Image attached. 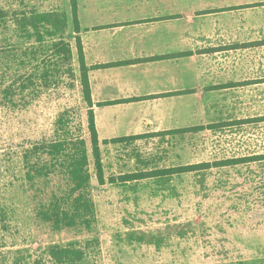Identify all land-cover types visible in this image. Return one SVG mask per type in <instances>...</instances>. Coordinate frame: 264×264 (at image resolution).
Instances as JSON below:
<instances>
[{
  "label": "rangeland",
  "instance_id": "1",
  "mask_svg": "<svg viewBox=\"0 0 264 264\" xmlns=\"http://www.w3.org/2000/svg\"><path fill=\"white\" fill-rule=\"evenodd\" d=\"M71 1L0 0V264H264V3L189 21L198 94L99 136L101 177Z\"/></svg>",
  "mask_w": 264,
  "mask_h": 264
},
{
  "label": "crops",
  "instance_id": "2",
  "mask_svg": "<svg viewBox=\"0 0 264 264\" xmlns=\"http://www.w3.org/2000/svg\"><path fill=\"white\" fill-rule=\"evenodd\" d=\"M98 134H137L160 112H184L189 21L264 0H76ZM193 23V22H192ZM188 31V32H187ZM194 73V72H193ZM188 78V77H187ZM192 90L191 92H186Z\"/></svg>",
  "mask_w": 264,
  "mask_h": 264
},
{
  "label": "trees",
  "instance_id": "3",
  "mask_svg": "<svg viewBox=\"0 0 264 264\" xmlns=\"http://www.w3.org/2000/svg\"><path fill=\"white\" fill-rule=\"evenodd\" d=\"M72 14H73V22L75 25V30L76 32L80 31V25H79V20H78V14H77V1L76 0H72ZM77 49H78V56H79V63H80V71H81V83L83 85V95H84V101L88 104L89 107V111H88V120H89V124L87 126L88 128V134H89V142L91 143V145L94 147L95 150V156H96V161H97V165H98V169L100 171V176H102V167H101V158L100 155L98 153L99 151V134H98V130H97V126H96V121H95V112L93 110V101H92V95H91V86H90V81H89V75L88 72L90 70V67L86 64V60H85V55H84V49H83V44L81 41L80 36L77 37ZM65 52L67 53L69 59L72 56V46L70 43H65ZM74 73V69L72 74ZM74 75V74H73ZM200 129H202L201 127L199 128V126H191L189 128H180V129H176L173 131H178V132H185V131H199ZM56 148L54 150H57V147L59 145H55ZM230 161V160H227ZM224 163V162H223ZM226 163V162H225ZM209 163H202V164H196V165H189V166H182L180 168H170V169H164V170H159L156 173L162 172V173H182V172H187V171H192V170H197L200 168H208L209 167ZM154 174V173H153ZM147 174L146 172H140L137 174H128L126 176H124L123 180H131V179H135V178H143L145 177ZM60 220H57V222H59ZM56 250H62L61 252L68 254L70 252V250L67 247H60V246H52L51 248H49L48 253L49 255L55 259L56 261H62L64 255L63 253L59 254L56 252ZM61 256H59V255Z\"/></svg>",
  "mask_w": 264,
  "mask_h": 264
}]
</instances>
